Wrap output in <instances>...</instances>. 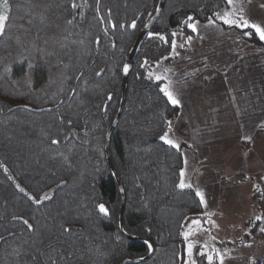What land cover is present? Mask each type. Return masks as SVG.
I'll use <instances>...</instances> for the list:
<instances>
[{
	"label": "trees",
	"instance_id": "obj_1",
	"mask_svg": "<svg viewBox=\"0 0 264 264\" xmlns=\"http://www.w3.org/2000/svg\"><path fill=\"white\" fill-rule=\"evenodd\" d=\"M157 3L100 0L105 21L112 10L110 18L117 24L113 29L100 23L95 0H88L84 16L76 14L73 25L65 23L73 16L69 0H12L13 20L7 35L0 37V216L4 217L0 235L6 237L0 241V264H31V256L38 255L36 248L44 249L50 242L56 250L44 249L39 264H49L50 255L57 264H116L147 255L145 242L120 232L121 197L106 160L105 135L119 108L122 67ZM225 8L224 0H165L150 32L163 34L169 42L147 34L127 76L109 157L124 192L123 229L131 237L149 240L154 249L138 264H182L180 233L203 212L193 189L176 187L183 168L180 150L159 139L168 128L165 121L177 115L178 107L167 103L158 82L147 79L140 65L147 59L151 70L169 55L172 32L184 39L192 34L184 23L189 15L205 23L214 11ZM25 13L29 16L24 20L17 18ZM133 19L136 27H128ZM244 38L264 49V41L255 35ZM7 66L12 68L10 76L4 75ZM26 73L31 86L25 82ZM52 139L59 143L52 144ZM16 184L37 197L48 193L52 199L33 204ZM99 203L109 209L108 216L98 212ZM12 215L29 218L37 230L21 235L22 226H13ZM62 225L72 231L61 234ZM8 231L15 235L8 237Z\"/></svg>",
	"mask_w": 264,
	"mask_h": 264
},
{
	"label": "crops",
	"instance_id": "obj_2",
	"mask_svg": "<svg viewBox=\"0 0 264 264\" xmlns=\"http://www.w3.org/2000/svg\"><path fill=\"white\" fill-rule=\"evenodd\" d=\"M222 28L192 33L191 45L180 48L184 51L179 58L173 57L174 88L182 105L173 119L185 129L183 134L194 156L204 159L210 178L224 176L221 180H225L232 167H242L234 169L236 175L246 166L259 165L256 175L260 180L264 176V128L257 125L264 121V49L248 42L240 29ZM237 108L241 115H237ZM245 132L252 137L251 142L241 139ZM243 151H250L249 157ZM260 183L264 187V181ZM234 209L230 206L224 213ZM257 214H264V205ZM247 228L249 222L225 223L211 227L219 230L217 233L199 232L194 237L206 241L209 248L227 250L225 264H249V257L264 259V233L252 226L251 235H245ZM248 243L252 246L245 247ZM196 259L198 264H207L201 257Z\"/></svg>",
	"mask_w": 264,
	"mask_h": 264
},
{
	"label": "snow or ice",
	"instance_id": "obj_3",
	"mask_svg": "<svg viewBox=\"0 0 264 264\" xmlns=\"http://www.w3.org/2000/svg\"><path fill=\"white\" fill-rule=\"evenodd\" d=\"M226 8L225 10H218L214 11L212 13V16L208 17L207 24L204 25V27H218L217 21H219L221 24L228 26L230 29L235 28V29H240L243 33L244 37H251L255 35L258 37L260 41H264V21L261 22H255L253 21L248 13L245 10L244 7V2H238V0H224ZM248 4L252 3V0H246ZM96 8L95 12L97 17H100V23L104 24L107 23L110 25L113 29L117 27V24L112 21L111 13L112 10L109 8L108 9V16L109 19L105 21L103 17L101 16L100 12V0H95ZM88 0H83V3H77V0H69V7L72 9L73 16L72 18H69L65 21L67 25H73L75 21V15L79 14L80 17L84 16V12L82 11L83 8L88 7ZM219 7V6H217ZM261 9H264V3H261L259 5ZM157 12H159V7H157ZM13 5H12V0H0V37H3L7 35L8 30H9V23L10 21L13 20ZM29 14L25 13L24 15H21L17 17L20 20H24L26 17H28ZM149 16H151V13H149ZM139 19V17H137ZM137 19H133L131 24L128 25V27L135 28L137 25ZM29 24H31V19L28 18L27 21ZM41 23H44V19H41ZM184 23L187 25V27L191 30L192 33H197L198 34V21L194 20V17L189 15L187 17V20L184 21ZM120 28H124V24H119L118 25ZM145 29L149 27L148 24L144 25ZM105 35H107V28L104 30ZM148 36L151 37H157L159 40L163 41L164 43H168V39L160 33H152L148 32ZM172 39H171V52L169 53L170 57H176L179 55V52L177 51L178 48H184L185 45H191L194 37L192 35L187 36L184 39V43L177 44V32H172L171 34ZM39 38V37H38ZM200 39H203L202 36H199ZM239 39V37H238ZM80 43H83L81 41ZM95 43L99 45L101 43V39L99 36L96 37ZM112 47H115V44L112 45ZM43 51V50H42ZM46 55H53V53H46ZM169 57H164L163 59L166 60ZM207 58H205L206 60ZM62 63V61H60ZM162 61H157L156 65L159 67L161 65ZM148 65L149 61L145 59L143 63H141L140 67L146 69V78L149 80H155L158 82V87L160 93H162L163 97L166 98L167 103L172 105L173 107H181V99L177 94V90L174 88V82L171 80V78L168 76V72L170 69L165 68L163 70V73H156L155 71L148 70ZM207 66V64H205ZM32 65H29V68H31ZM130 70L129 64L125 63L123 65V73L126 75L128 74ZM4 75L10 76L12 73V68L10 66H7L4 68ZM103 72V69L100 71L96 72V76H100L101 73ZM83 74L81 73L79 76L76 77L77 80L81 78ZM25 82L31 86V79L28 77V74H25ZM210 77H205V79H209ZM67 79V77H66ZM225 79L227 80V71H225ZM13 83H16L15 81ZM73 94H75V89H73ZM112 94L109 93L107 95V101L112 100ZM235 99V97H233ZM107 101L105 102V110L107 107ZM26 111H31V109L25 107ZM9 111H13V109H9ZM42 112H51L52 109H40ZM242 110L237 108V115H241ZM60 122L63 124L64 119L63 117L60 118ZM166 125L168 126V130L165 131L162 135H160L159 139L160 141L165 144L169 145L172 148H175L177 150H180V144L170 138V132H171V126L172 122L166 120L165 121ZM67 124L71 126L72 121L68 120ZM260 128H264V121H261L259 125H257ZM241 128H244V125L241 124ZM242 140L251 142L252 137L245 132L242 137ZM52 144H58L59 140L58 139H52L51 140ZM191 147V145H189ZM185 167L181 168L179 171V182L176 184V187L178 189H194L195 190V195L199 198V202L202 206L206 207V200H205V193L199 188L195 187L191 182L186 180V166H187V160H184ZM0 167H3V165H0ZM5 173H7V168H4ZM8 179H12L11 176L8 177ZM249 179V177L245 176V180ZM261 181H264V176L260 177ZM64 181H61V184H64ZM16 188L20 193H23L27 199L36 205H42L44 201H50L52 199V196H50L48 193H44L42 195H39L37 197L35 194H30L25 190V188L21 187L19 184H16ZM253 189L255 192L260 194V197L262 200H264V190L261 189L259 184H253ZM123 191V189H121ZM96 208L99 213L103 214L104 216L109 215V209L105 206L104 203H99L96 205ZM205 216L209 217V220L202 222L200 219H192L190 221V224L187 228V230L182 231L180 234L183 237V241L186 245V258H182V264H198V261L196 259L197 256L203 258L206 260L207 264H225V258L228 256V251H221L219 248L208 247V243L205 241L203 243H200V241L193 240L191 239L194 236H197L199 232H207L208 229L203 227L204 223H209L211 224L212 227H216L217 225L210 219L212 216V213L206 212L204 213ZM187 220L188 218L185 217ZM4 220L3 216H0V221ZM11 222L13 226L16 224H19L22 226L21 229V235L23 233H33L37 230V227L35 224H33L29 218H26L23 215H12L11 216ZM195 226L193 228L192 226ZM252 226H257L258 231L260 233H264V214H257L251 220L249 221V228L245 229V235H251L252 231ZM183 227V226H182ZM72 229L70 227H64L63 225L61 226V234H67L70 233ZM15 235L14 232L8 231V237H13ZM6 237L0 235V241L5 240ZM212 239H215V237H212ZM36 243V242H33ZM40 244H43V241H39ZM243 243V241H242ZM145 244L148 246L149 252L154 251L152 245L148 242L145 241ZM245 247H251V243L244 244ZM44 249H51L53 252L56 250V246L53 243H49L48 245L44 246ZM44 249H41L39 247L36 248V252L38 255H32L31 256V264H39V256L44 255ZM144 258L141 257L140 260H143ZM49 264H57V260L53 258L52 255L48 257ZM138 264V262H137ZM249 264H256L255 258L249 257Z\"/></svg>",
	"mask_w": 264,
	"mask_h": 264
},
{
	"label": "rangeland",
	"instance_id": "obj_4",
	"mask_svg": "<svg viewBox=\"0 0 264 264\" xmlns=\"http://www.w3.org/2000/svg\"><path fill=\"white\" fill-rule=\"evenodd\" d=\"M238 2H244V7L250 18L255 22L264 21V9H261L259 5L264 3V0H252L251 4H248L246 0H238ZM255 17H258L256 20ZM255 18V19H253ZM261 19V20H260ZM199 27L198 31H213L215 29H230L226 25H222L221 23H217L218 27H204L207 22H198ZM177 44L184 43V38H181V35L177 33ZM185 46H188L187 44ZM179 54H182L184 50L177 49ZM169 57L168 59L164 60L163 58L158 60L162 61L161 65L157 67L155 64L152 67V71L156 73H163L165 68L170 69L168 72V76L174 82V70H173V57ZM180 55H178V58ZM177 119V118H176ZM171 119L172 122L170 138L176 140L180 144V152L182 154L183 161L187 160L186 166V180L191 182L195 187H199L205 193V200H206V207L204 206L203 212L191 218L187 224L185 225L184 231L187 230L188 224L192 219H200L202 222L209 220L208 216H205L204 213L209 212L212 213L210 219L217 225H223L225 223H244L249 222L251 218L257 215V212L262 209L264 205V200L261 199L260 194L255 192L253 189V184H259L261 189L264 190V187L260 183L259 178L257 177L256 173L258 172L259 165L254 166H246V169L241 173L236 175L233 174L234 169L242 168V167H232L230 170V176H227L225 180H221L224 178L222 177H213L210 178L206 174L207 167L203 165L204 159L201 156L197 155L194 156V151L189 149L187 135H184L185 129H181L179 125L178 119ZM168 130V128H167ZM166 130V131H167ZM180 131V132H179ZM232 153L233 151H229ZM241 151H236L237 154H240ZM250 151H243L245 153L246 158L249 157ZM242 156V155H241ZM237 158V157H236ZM202 161V162H201ZM237 160L235 162H239ZM202 164V165H201ZM201 165V166H200ZM185 167V164L183 168ZM216 169V166H213ZM245 176L249 177V179L245 180ZM229 177V178H228ZM209 179V180H208ZM211 180V183H210ZM194 190V189H193ZM195 191V190H194ZM230 206H233L235 209L234 212L224 213V210ZM203 226L208 229V231L217 233L219 230H211V224L204 223ZM187 227V228H186ZM195 228V226H192ZM243 232V231H242ZM191 239L197 240L196 237H192ZM200 243H202L200 241ZM186 252V245L185 243L182 246V253H181V262L182 258H185ZM199 257V256H198ZM200 258V257H199ZM203 260V259H202Z\"/></svg>",
	"mask_w": 264,
	"mask_h": 264
},
{
	"label": "water",
	"instance_id": "obj_5",
	"mask_svg": "<svg viewBox=\"0 0 264 264\" xmlns=\"http://www.w3.org/2000/svg\"><path fill=\"white\" fill-rule=\"evenodd\" d=\"M164 3H165V0H158V3L156 5V9H157V7H159V9H160L159 12H157V10L155 9V12L153 13V15L145 23V24H148L149 27L147 29H145V27H144L145 24H144L143 27L139 30L138 34L136 35V37H135V39H134V41L132 43V46H131V48L129 50L127 60L125 62V63L129 64L130 70H131V67H132V62H133V60H134V58H135V56H136V54L138 52V49H139L142 41L144 40V38L146 37L148 32L151 30L153 24L158 20L161 12L163 10ZM130 70H129V72H130ZM129 72H128V74H129ZM128 74L125 75L123 73V67H122L121 99H120V104H119V108H118L116 117L113 119V122H112L111 126L109 127V129L107 130L106 135H105V156H106V160H107L109 169H110L112 175L114 176V178L116 180V183H117V185L119 187V191H120V197H121V204H120V209H119V229H120V232L122 234H124L125 236L133 238V239H139L140 241H143V242L148 241L152 245V243L149 240H146V239H143V238L141 239V238L129 236L123 229V226H122V214H123V208H124V202H125L124 192L121 191L122 187H121V185L118 182L117 176H116V174L114 172V169L112 167V164H111V161H110V157H109V139H110V135H111L113 129L117 125L119 115H120V113L122 111V108H123L124 97H125V89H126V80H127ZM152 253H153V251L149 252V250H148L147 255L143 257L144 258L143 260H140L141 257L135 258V259H125V260H123V261H121L119 263H116V264H129V263L141 262V261H144V260L148 259L152 255Z\"/></svg>",
	"mask_w": 264,
	"mask_h": 264
},
{
	"label": "built area",
	"instance_id": "obj_6",
	"mask_svg": "<svg viewBox=\"0 0 264 264\" xmlns=\"http://www.w3.org/2000/svg\"><path fill=\"white\" fill-rule=\"evenodd\" d=\"M256 264H264V259L262 257H256Z\"/></svg>",
	"mask_w": 264,
	"mask_h": 264
}]
</instances>
